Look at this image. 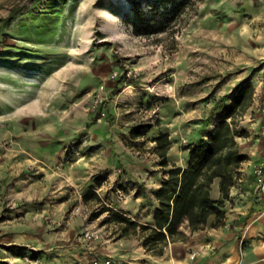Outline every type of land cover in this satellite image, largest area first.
I'll list each match as a JSON object with an SVG mask.
<instances>
[{
	"label": "rangeland",
	"instance_id": "rangeland-1",
	"mask_svg": "<svg viewBox=\"0 0 264 264\" xmlns=\"http://www.w3.org/2000/svg\"><path fill=\"white\" fill-rule=\"evenodd\" d=\"M133 1L0 0V264H49L132 239L101 212L146 218L157 189L127 163L167 177L240 88L253 102L264 55L252 48L242 0H198L173 34L150 36L124 20ZM251 1L263 15L264 0ZM263 105H254L259 128ZM244 111L236 140L248 134Z\"/></svg>",
	"mask_w": 264,
	"mask_h": 264
},
{
	"label": "crops",
	"instance_id": "crops-1",
	"mask_svg": "<svg viewBox=\"0 0 264 264\" xmlns=\"http://www.w3.org/2000/svg\"><path fill=\"white\" fill-rule=\"evenodd\" d=\"M242 1L243 6L250 7L251 11L247 25L250 29L249 36L253 40L252 48L264 55V14L258 12L260 7L253 6L251 0ZM245 27L246 23L242 24V29ZM253 86V102L243 112V126L247 128L248 134L237 139L239 148L247 155V159L237 168L234 176L238 177L230 187L228 197L224 199L222 224L210 226L214 214H210L207 222L197 229H190L187 220H183L177 226L176 233L168 236L163 245L157 244L147 249L137 231L131 235L132 239H122L121 246L115 242L103 245L96 241L93 242L94 248L90 254L83 256L80 251H75V256L72 255L70 259L53 256L48 258L49 264H93L95 261L106 264L107 259V264H264V174L262 182H258L255 174V167L264 160V138L255 136L262 113L254 108L258 100H264V83L257 81ZM127 166L134 169L137 176L142 174L143 180H146L147 185L153 186V190L158 189L166 177L159 176L156 172L144 177L140 172H144L142 169L145 166L139 163L129 162ZM151 195L152 205L146 209L143 221L138 219L137 213L119 212L126 216L132 215L138 223L153 225V212L158 202L153 193ZM210 196L213 199L221 198L218 178L211 184ZM118 224L120 227L123 225ZM107 248L113 249L111 257L106 255ZM158 248H161V252H158ZM191 252L195 253L193 258H190Z\"/></svg>",
	"mask_w": 264,
	"mask_h": 264
},
{
	"label": "trees",
	"instance_id": "trees-1",
	"mask_svg": "<svg viewBox=\"0 0 264 264\" xmlns=\"http://www.w3.org/2000/svg\"><path fill=\"white\" fill-rule=\"evenodd\" d=\"M197 1L134 0L124 20L131 26L132 32L139 36L165 31L173 34L182 16ZM250 94L251 90H248L242 96L243 89L240 88L234 101L208 131L207 137L185 147L188 155L186 165H173L155 192L158 204L153 212V225L129 220L119 211L106 206L101 208V212H109L104 220L123 224L120 227L123 233L129 229L132 233L139 231L142 244L147 249L157 244L163 245L168 236L176 233L177 226L183 220H187L190 229H197L207 222L210 214H214L210 226L222 224L224 199L228 197L229 189L235 182L237 168L247 159L236 140V136H242L243 131L235 129V113L245 109ZM155 141V151L161 158V164L166 165V153L170 146L167 134H158ZM215 178L219 179V199L210 196ZM90 194L98 198L94 191H88L85 196ZM158 252H161V248H158Z\"/></svg>",
	"mask_w": 264,
	"mask_h": 264
},
{
	"label": "built area",
	"instance_id": "built-area-1",
	"mask_svg": "<svg viewBox=\"0 0 264 264\" xmlns=\"http://www.w3.org/2000/svg\"><path fill=\"white\" fill-rule=\"evenodd\" d=\"M261 83H264V71H263L262 74H261ZM262 110H263V112H264V105H263V107H262ZM259 132H260V134H261L262 136H264V117H263L262 122H261V124H260ZM255 174H256V176H257V178H258V182H262V181H263L262 176H263V174H264V164H260V165H258V166L255 168ZM235 177L237 178L238 176L236 175ZM120 196L122 197L123 194L121 193ZM93 234H94L93 232H90V233L87 232V233H86V236L90 237V236H92ZM94 236L96 237L97 235H94ZM194 254H195L194 252H191V254H190V258H193V257H194ZM106 263H109V260H107ZM94 264H97V262L95 261Z\"/></svg>",
	"mask_w": 264,
	"mask_h": 264
}]
</instances>
